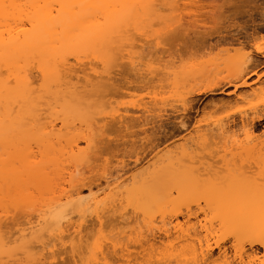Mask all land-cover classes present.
<instances>
[{"label":"bare ground","instance_id":"1","mask_svg":"<svg viewBox=\"0 0 264 264\" xmlns=\"http://www.w3.org/2000/svg\"><path fill=\"white\" fill-rule=\"evenodd\" d=\"M216 2L0 0V264H57L63 254H71V264H264L263 188L253 186L252 193L244 183L216 190L212 182L203 191L196 184L204 195L205 208L198 216L189 207L199 192L188 190V184L196 179L190 176L191 171L189 176L186 172L182 175L180 162L185 157L191 159L195 149H209L220 140L223 150H229L226 142L236 133L226 123L196 129L192 138L186 139L190 145L185 141L162 155L155 154L158 156L144 165L147 170L139 174L117 172L103 187L88 194L71 189L79 180L78 166L88 159L110 123H127L126 117L136 113V119H141L138 125L143 126L161 111L155 97L140 98L129 106L103 100L105 91L114 87L112 68L119 61L127 58L131 66L142 64L145 45L169 48L179 45V37L201 48L252 45L257 31L253 27L252 32L242 31V36L239 29L244 30V25L234 28L233 33L225 30V25L227 36L220 35L223 25L218 23L224 17L216 16L220 9ZM254 7L257 15L253 16L259 17L256 23L263 29L264 0ZM253 16L248 19L252 23ZM166 35L177 38L169 42ZM122 48L129 49L123 52ZM254 48L261 53L259 45ZM87 59L90 65L85 63ZM256 60L247 59L230 68V73L215 79L204 91L212 94L216 88L224 92L232 87L226 94L238 95V88L247 85L235 80L257 75L261 60ZM143 65L149 74L175 77L172 62L149 59ZM247 125V121L240 125L245 142L231 140L230 150L238 147L247 158L256 155L253 162L261 160V164L264 149L260 154L258 146L262 143L257 145L249 139ZM234 150L230 153L235 158ZM228 154L224 158L230 157ZM207 181L202 180L205 186ZM6 204H22L25 211L33 205L32 209L36 208V204L39 208L20 227L7 231L5 221L14 208ZM253 245L261 247L260 255L252 250ZM133 247L139 250L132 251Z\"/></svg>","mask_w":264,"mask_h":264},{"label":"rangeland","instance_id":"2","mask_svg":"<svg viewBox=\"0 0 264 264\" xmlns=\"http://www.w3.org/2000/svg\"><path fill=\"white\" fill-rule=\"evenodd\" d=\"M216 1H218L216 2V4H218V6L220 5L219 6L220 9L216 10L217 11L216 16L219 17L220 15L224 17L223 20L226 18L224 21L221 19L222 21L220 20L221 22L219 21L220 23H218L219 26L223 25L221 27L222 29H220L221 32L223 33H221L220 35L227 36V31L230 30L233 33L237 26L240 28L241 27L244 28L243 27L244 25L245 26L244 30L238 28L240 30V34L242 33L243 36V32L245 30L246 31L249 29L251 30V28L253 27L252 30H257L259 32L254 31L256 32L255 35L256 38L252 43V45L254 44L259 45L261 53L256 52L254 48L255 45L254 46L251 45L249 46V48L248 47L201 48V47L189 45L187 42L188 40H186L187 39L186 37L183 38L176 37L177 38L176 42L179 43V45L177 46H173L169 48H148L146 47L147 45H145L143 50L144 57L141 61L142 64L131 66L127 58L119 61L117 66L112 68L113 71L111 75L112 78L111 82L112 84H114L113 85L114 87L105 91L106 95L104 97L106 99L103 98V100L106 101L107 104L112 102L111 105L119 104V106H123V105L129 106L131 102L136 101L140 98L148 100L151 97H155L157 100L160 101L159 105L161 111L156 113L158 115L157 117L155 116V118L151 119L150 122H148L143 126L138 125L141 119L140 118L136 119V115L138 116V114L136 113L134 114L135 118L134 115L132 116L133 113H130L129 116L126 117L129 119L126 120L128 121L127 123L124 122V124H119V125L110 123V125L107 126L105 133L99 138L95 147L91 150L88 159L78 166L80 173L79 180L75 181L73 188H71L72 190L78 189L81 191L82 194L85 193L88 194L89 191H95L98 188L103 187L104 182L114 177L117 174V172L123 173L124 171H127L125 172L126 173L125 175H127L129 172H130L129 174H135V173L139 174L140 171L142 172L145 169V168L143 169V167L146 164V162L152 161L155 156H158L155 154L158 153L159 155H162L163 151L166 152L165 150L170 148L172 149L176 144L185 141L189 143V144L187 143V145H190L191 141L190 140L187 141L186 139H191L192 138L191 136L195 134L194 131L196 129H206V128L214 127V124L216 122L226 123L230 127V130L232 129V131L236 133L234 135L235 137L228 139L233 140L236 138V140L239 143L240 141L245 142L244 133L242 132L240 125H242V123H246L247 121L248 125L246 126L247 127L246 129L248 130V134H251L249 135L251 137V138L249 137V139L252 142H255V144L258 143L260 145L262 143V145L258 146L260 150L257 147L256 151L259 150L260 152L262 149V152L260 154L263 153V149H264V30L263 29L264 28L262 29V27H259L260 24L259 25L257 24L259 21V17L253 16V14L257 15L254 6L260 5V2L262 0H259V2L254 0L256 3L252 0H216ZM197 3L201 4L200 2ZM203 3L205 4L206 1H203ZM193 4H196V2H194ZM250 12H252V14ZM250 15L254 17L253 23L250 22L251 21ZM244 20L246 22H244ZM234 23H235L234 25L235 27L232 26ZM229 24H231L230 27ZM225 25L227 26L226 29H225ZM254 25L256 27H254ZM219 26L217 27L220 28ZM252 30L249 32H252ZM240 34L239 36L242 38ZM214 36L216 38V36L218 35H214ZM166 37L168 36L166 35ZM213 37H211V39ZM176 38L171 37L168 39V41L172 42L173 39L175 41ZM191 40H194L192 36H191ZM168 41L167 38L164 39V42H168ZM122 49L124 50L123 52H125V50L129 48H122ZM149 59L152 60L153 62L155 61L160 62L161 60L166 62L167 61L172 62L174 67L175 77H173V74L171 77V75L162 76L159 74L158 76L157 74L147 73V71L145 70V66L143 64L147 62ZM247 59H250L254 62L255 59H257L256 60L257 63H259L260 62L259 60H261L260 64L257 65L258 67H256L257 71L254 69L255 72H257V75L260 76V79H257V75L255 74H249L250 76L248 75V77L244 76L242 78H238L239 80L236 79L237 81L235 80V82L237 84H240L242 81H245L247 86H242L238 88L239 91V92L237 91L238 95H234V96L231 94L229 96L225 92V91L229 92V90L232 91L233 90L232 87L229 88L226 87L225 88L226 90L223 89L225 90L224 91L225 93L219 92L217 88L214 90L215 92L212 94L204 91L207 87L214 84L213 82L215 81V79L220 78L221 76L223 77L227 73H230L229 72L230 68L236 67L237 65L246 61ZM88 60L89 59H87L85 63H87ZM93 63L96 64L97 62L91 61L92 65H94ZM87 64L90 65V61ZM98 65L99 64L97 63L95 66ZM99 68L100 65L98 66V69ZM33 70L34 69H32L31 75H35L32 77L33 80H35L37 83L36 72ZM155 75H157L158 77L161 76L162 78L165 76V79L161 80V78H158ZM196 91H200V92L196 94ZM255 116H259L260 118L252 119L251 121L250 120L251 117L255 118ZM241 120H243V122ZM250 140H248L247 138L248 142ZM220 141H218L219 143L217 146L213 144L211 146H208L209 149L211 147L210 150L212 153H209L210 152L209 149H205V150L203 149L204 151L202 149H201L202 151L195 149V152L197 154L193 152L191 155L192 156L191 159L190 156L185 157L186 160L180 162L182 163L183 166V168L180 170V172L183 171V173L181 172L182 175L189 176V173L191 171L192 174L190 173V176H193L192 178H194V180L196 179L195 181L197 182V183L195 181H193V183L190 182V184H188L189 185L188 190L196 194L197 191L199 192V188L200 190L203 191L208 189L209 186L212 184V182L214 183L213 186L214 189L216 190H218V188L220 189L221 187L227 188L231 186L235 187L237 185H238L237 187H241V184L244 185V183L245 185L247 184V186L249 185L250 187H252L250 188L248 186L249 187L248 190L250 189L253 190L251 191L252 193L254 192V189L256 187H258L259 189L263 188L264 190V187L261 186L264 185L262 184L264 183V165H263L264 162L258 164V162L260 163L261 160H257V163L254 160V162L256 163L254 164L253 158L256 159L255 158L256 155L247 158L244 156V154H241L240 152L241 150L240 148L238 149V147L233 148V150L234 149L236 150V151L234 150V153L236 152L238 154L237 155L235 153L236 156L234 155L235 156L234 158L232 155L233 153H230L233 152L232 149L230 150V148H232L230 144L231 142L229 140H227L228 142H226V147L227 149L229 147L230 150V151L226 150L227 152L229 151L228 154L226 153V151L223 150V147H221L220 144L223 145V142L221 143ZM251 141L250 144L252 143ZM242 142H240V144ZM227 143H229L230 146H227L229 145ZM238 150L240 154L238 153ZM204 152L208 155L211 154V156H209L210 158L207 157L208 155L204 156L203 154ZM224 152L230 155L231 158L229 156L227 157L225 156L226 158H224L223 155H226L224 154ZM195 154L197 155V158L195 157L196 156ZM200 154L207 158L205 159L204 157L202 158ZM241 155H243L244 157H242ZM224 159L226 161H228L229 159V163L225 162ZM249 161L250 163L252 162V164L248 163ZM230 163L232 165L233 163L235 164L234 166H232ZM240 164L243 165L241 166ZM179 166L177 165V167ZM235 166L236 167L238 166L239 168L238 167H237L238 169L234 168ZM145 170H147V168ZM132 171L133 172L136 171V172L131 173ZM184 172H186L185 173L186 175L184 174ZM198 178L201 180L200 181L197 180ZM242 178L243 180L246 181L242 182L241 181ZM186 179L187 181H190L189 178ZM252 179H254V181H252ZM202 180L203 182H206L207 180L209 181V182L207 181L208 184L206 183L208 187L205 186V183H203ZM231 180L232 181L234 180L233 182H235V184H233ZM248 180L250 181L249 184H248L249 182ZM252 182L254 183L252 184ZM196 184L197 185L199 184L202 187L198 185L199 188L197 189ZM253 186H255V188ZM214 189L211 188L209 190H214ZM200 193L203 195L202 192H199V195L196 194V196H194V198L196 199L193 198L194 201L191 200L192 201L191 203L194 204V205L192 204L193 206L190 204V201L188 202L190 204L189 207L192 208L191 210L194 209L193 211H197L196 214L198 216L199 214H201L200 213L201 208H205L203 207L205 206L204 204L205 202L203 201V199L205 200V198L204 195L203 197H201L202 195H200ZM199 199H201V201ZM198 200L200 202H198ZM195 202L198 203L196 204ZM9 205L11 206L12 204ZM13 205L12 208L14 209L13 210L11 209L12 210L10 211L11 213L9 212L8 214L10 217L8 216V219L5 221L6 223L5 226L7 227V228L5 227V230L7 229V231H14L18 227H20L21 224L24 222V220L26 221L28 218L35 216L36 214L33 213H37L38 211L37 207L39 208L38 206L39 204H36L37 205L36 208L33 209L32 207L35 205H33L32 207L31 206L28 207L29 210L30 209L33 210V211L32 210L28 211L27 209L28 212H32L29 213L28 216L27 215L28 212L25 211L26 209L25 206L24 209L22 204H17L19 205V207L21 206V208L23 209L22 210L19 209V207L16 204ZM183 206L184 204L182 205V207ZM15 207L18 208L15 209ZM35 209L37 210L35 211ZM26 212L27 214H25ZM32 214L33 216H31ZM129 215L132 216L131 214ZM179 219L180 222L184 223V219L182 217L179 216ZM193 219L194 218L191 217V220ZM173 221L174 219L172 220V222ZM7 225L13 227L8 228ZM157 235L159 234L155 233L156 237H158ZM254 249L256 250V253L258 252L257 254L260 255L262 253L261 252L262 249L258 245H253L252 250ZM131 250L138 251L139 248L133 247ZM70 255L64 257L63 254V256L60 259H58L60 261H58L57 264H71L73 260L72 261L70 260L69 258Z\"/></svg>","mask_w":264,"mask_h":264}]
</instances>
